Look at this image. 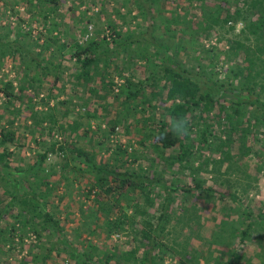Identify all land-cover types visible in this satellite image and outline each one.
<instances>
[{
    "label": "trees",
    "instance_id": "1",
    "mask_svg": "<svg viewBox=\"0 0 264 264\" xmlns=\"http://www.w3.org/2000/svg\"><path fill=\"white\" fill-rule=\"evenodd\" d=\"M8 1L0 0L16 12L19 11L15 7L24 1L30 22L19 18L16 20L18 36L11 38L10 25L6 27L8 32L0 36V68L11 59L19 63L22 72L13 79L0 76V96L10 109L5 125L0 123V259L9 257L17 249L16 243L24 244L26 237L33 235L42 240L46 234L52 242L47 251L31 252L32 260L21 264H48L54 252L60 255L62 251L74 258L76 264H110L117 257L112 252H104V261L94 258L95 246L90 241L80 249V244L70 242L66 236L60 213L49 210L58 198V187L49 182L52 172L44 163L51 154H58L62 158L63 178L78 174L91 185L86 195L94 205L82 212L88 219L86 233L95 234L105 227L107 237L125 234L127 245L135 242L131 250L119 256L121 262L164 264L166 259L177 258L178 264H200L201 258H205L204 264H240L244 255L239 253V247L247 240L253 242L254 228L264 232V215L256 219L252 213L237 211L245 218L243 228L242 224L239 230L235 228L236 223L223 222L213 232L211 244L205 243L196 251L190 242L191 232L196 229H191L188 220L182 225H172L171 221L180 192L223 202L221 209L231 211L241 209L244 199L256 188L257 181L252 175L241 173L245 165L241 166V162H246L244 159L251 154H264V0H185L187 5H177L173 12L167 10L170 0H121L116 13L120 15L128 6L130 21L127 23L122 17V25L109 24L103 35L97 32L95 37L82 43L74 35L67 43L61 42L68 35L63 22V4L69 0H18L19 3L15 0L10 2L11 7ZM71 5L74 9V4ZM193 8L197 16L191 13ZM136 21L140 23L134 27ZM239 23L243 28L236 33ZM213 33L219 36V42L230 43L227 52L218 47L208 49L202 44L201 39ZM190 53L191 57L195 54V59L197 53L202 55L198 63L182 61L180 54L189 57ZM223 53L228 54L227 73L221 66ZM56 56L61 57L57 63ZM112 58L116 62H111ZM70 62L75 64L74 70L69 68ZM137 62L144 64L145 79L138 80L135 74L124 77L123 71L132 72ZM112 67L120 70L122 83L119 85L113 78L107 80ZM64 78L72 85V92L83 81L89 85L99 79L100 90L92 88L93 96L106 100L111 90L117 100L123 99L125 114L112 122L109 130H103V137L115 135L126 118L132 116L135 132L143 136L141 145L149 144L161 156V163L153 155L133 157L122 144L105 160L99 158L97 149L80 146L76 138L81 136L75 134L83 125L82 119L90 122L97 115L83 104L81 110L85 116L79 114L80 120L66 127L64 119L69 116L67 105L72 103V98L50 104L56 98L54 88ZM27 91L33 97L27 99ZM39 96L49 106L39 110ZM159 99L168 104L160 109L162 115L156 112L160 108L158 104H154ZM26 113L25 123H20ZM138 113L142 115L141 120H136ZM180 116L190 121L186 136L175 135L170 127L172 120ZM86 126L83 138L101 131L94 130L91 123ZM48 127L56 128L57 132H51L50 128L46 134ZM130 127L128 123L124 126L127 131ZM22 128L35 142L43 134L50 141L43 142L48 146L32 166L15 167L11 146L23 145L24 137L16 142ZM68 131L72 137H68ZM234 149L238 153L236 161L231 157ZM143 160L149 165L139 163L136 168ZM175 167L177 173L173 170ZM183 171H188L192 180L189 186L182 184ZM167 172L172 177L168 178ZM204 175L215 176L216 182L227 177L233 183L228 192H223L205 185ZM7 217L12 219L11 223L6 222ZM200 222L197 219V224ZM258 238L261 240L262 236ZM207 245L223 247L222 255H227L229 260H207L210 250ZM190 250L195 255L187 260L184 254L191 253Z\"/></svg>",
    "mask_w": 264,
    "mask_h": 264
},
{
    "label": "rangeland",
    "instance_id": "2",
    "mask_svg": "<svg viewBox=\"0 0 264 264\" xmlns=\"http://www.w3.org/2000/svg\"><path fill=\"white\" fill-rule=\"evenodd\" d=\"M15 0H9L8 7H11L10 2H13ZM119 1L121 0H74L72 3L69 1H64V12H63V22L65 25V28H67L68 35L67 37H64L62 39V43H67L70 39L71 35H74L76 39L79 41V43L85 42L84 38L87 34L90 27H92L93 35L90 37H95L97 32H102L101 35H103L108 30L109 24H123L122 17L125 18V20L130 21L131 17H129V14L127 13V7L123 8L121 11V14H117L116 10L117 8H120ZM170 4L167 6L168 11H172L176 9L177 5L186 6L187 1L185 0H170ZM17 3H19L18 0H16ZM71 4H74L75 8L71 9ZM17 6V5H16ZM9 11H6V10ZM15 10H18L19 12L12 11L10 8H6V6L3 4V2H0V36H4L8 30L6 27L10 25L11 29V38L16 37L19 35L20 30L17 28V22L19 18L26 21L28 20L30 22L28 12H27V5L24 1L22 3L15 7ZM192 14H196L197 11L193 8ZM183 12V11H180ZM77 18H81V21L77 20ZM196 18V17H195ZM194 18L195 24L193 25L196 27L197 20ZM27 22V21H26ZM140 21L135 22V26L139 24ZM38 24V23H37ZM22 25H24V22H22ZM39 27H41L38 24ZM127 26V25H126ZM125 28V25H123ZM42 28V27H41ZM87 28V29H86ZM243 28V24L239 23L237 25L236 33H239L240 30ZM126 30V28L124 29ZM100 35V36H101ZM37 36V35H36ZM231 38V35L228 36ZM219 36L217 34H214L210 37H204L201 39L202 44L210 49L214 47H218L222 51H226L230 47V43L227 40H223L222 42H219L218 40ZM55 48V46H54ZM53 50V49H52ZM151 50V49H150ZM152 52V51H151ZM194 55L191 57V53L189 57H186L185 54H180V58L182 61H190L191 63H198V58L202 57L201 54L197 53V58H194ZM125 56V54L123 55ZM227 53L222 54V60L223 64L221 66L224 67V72L227 73ZM120 57V60H127V58ZM61 60L60 56L55 57V63ZM119 60V59H118ZM111 62H116V58H112ZM201 62V61H200ZM190 63V64H191ZM112 64V63H111ZM202 65H205L204 62L200 63ZM119 69L122 71V64H118ZM75 64L73 62L69 63V68H74ZM117 67V66H116ZM116 67H112L113 69L110 70V78H107L108 81H110L113 78V82L117 85L121 84V77H119ZM71 70V69H70ZM74 70V69H73ZM21 70L20 65L18 62H13L11 59H7L0 68V76H6L9 79L17 78L18 74L20 76ZM135 74L134 76L138 80H144L146 77V71L144 68V64L141 62H137L134 65V70L131 71H123L124 77H129L130 75ZM52 79V78H49ZM68 79H63L62 83L59 84L54 88V94L55 99L50 101L51 105H56L58 102H62L66 100L67 98H72V103L68 104L67 107L70 110L69 116L64 119L66 123V127L69 124H72L76 119L80 120L79 114H82V117H84V112L81 110L83 108V104H86V109L92 111L94 114L97 115L96 118H93L88 122L86 118L82 119L83 125L79 127V130L75 135H80L82 137L76 138L78 140L80 146H84L85 148H88L90 150L97 149L100 154L99 158H107L110 157L112 150H116V146L118 144H122L123 148H129L130 153L133 157L142 156V158H147L148 156H156L159 158V164L161 163V156L157 155L155 150L149 144L142 146L141 140L143 139V136L138 135L135 132V122L133 117L126 118V121L123 122L122 125H120V131H117L115 135H112L109 138H105L103 130H109L110 124L118 119L122 114H125L124 112V106L122 104L123 99L117 100L116 94L109 90L108 95L106 97V100H102L98 98L97 96H93L91 94V89L94 87H97V90H100L101 82L98 79L96 82L87 85L86 82H81V84L78 85L77 91L72 92L71 86L68 83ZM116 87V86H115ZM114 87V88H115ZM116 90H120V87L117 86ZM48 92V91H46ZM27 99L33 97L32 92L27 91ZM42 96L38 97V109L49 106L47 101H43L41 99ZM6 100L3 96H0V123L2 125H5L7 119H9L10 115V109L5 104ZM20 104V103H18ZM154 104H158L160 107L156 112L159 113V115H162L163 112L160 111V109L163 108V106L168 105L167 103H164L161 99L154 102ZM76 105V106H75ZM75 106V107H74ZM105 107V108H104ZM151 110L149 109V112L147 113L150 115ZM161 112V113H160ZM1 114H3L1 116ZM27 113L24 114L21 117L20 123H25L27 119ZM142 115L138 113L136 120H141ZM63 119V118H62ZM123 119V118H122ZM167 122L170 121L169 118H166ZM87 123H91L94 130L96 128L101 129L100 133L98 134H91L89 138H83L84 133L87 131ZM131 125L129 130H125L124 126L126 124ZM50 128H52L53 133L57 132L56 128L54 127H48V130L45 131L47 134L50 131ZM93 129L91 131L94 132ZM16 142L21 140L22 137L25 138L23 141V145L19 146V148H14L11 146V150H14L15 154L12 159L13 166H22V167H28L32 166L37 158L38 154H41L44 152L48 145H43V142L49 143L50 139L47 135L43 134L39 137V141L35 142V139L27 132L25 129H21L18 131ZM68 137H72L71 134H69V131L67 132ZM92 139L91 142H89V139ZM259 150L260 147H258ZM169 154H173L169 152ZM233 158V161H236L238 158L237 150L234 149L233 154L231 155ZM246 162H241V166L244 165V168H242L241 173L244 176H247L248 174L252 175V178L256 180L257 182L254 183L255 189L251 190L250 194L247 196V198L244 199L243 204H241V209H234L232 208L231 211H223L221 209V206H223V202H212L210 200L206 199H200L196 195H189L183 192H180L178 194L177 199V205L174 208L173 214H172V225H182L187 220L190 222V227L193 230L195 228L196 230L194 232H191V246L195 248V251L197 248H202V246L206 244H211V237L213 235V232L218 229L219 224L225 223H236L237 229H241L239 225L242 224L243 228V222L245 223V218H242V214L238 213L237 211H246L253 214V218H258L259 215H264V154H251L249 157H246L244 159ZM62 161V158L58 154H51L47 161L44 163V166L47 168V170L51 171V177H49V182L56 183V187H58V198H56L49 206V210L54 212L55 214L60 213V217L63 221V228L66 236L68 237L70 242H74L75 244H80L83 248L87 245V241H90L95 246L92 250V256L94 258H99L100 261L105 260L104 252H112V256H117L114 259L110 261V264H125L124 262H121V259H119V256L123 252H127L131 250L136 244L135 242L129 243V245L126 244L127 238H125V234H114L110 237H107L105 232V227L99 228L98 231L95 234H88L87 232V223L88 219H85L82 215L83 211H89L90 208L94 205V202L92 199L87 198V191L90 188V183L88 182V179L85 177H80L78 174H73L72 177L67 174V178H69V181L63 178V170L62 166L60 165V162ZM139 163H142L144 166H148V161H140L136 164V168L139 166ZM240 164V163H239ZM174 172L177 173V167H175ZM172 170V171H173ZM171 172V171H170ZM188 171H183L181 174V180L182 184L184 182V186H189L191 184V178L188 177ZM167 177H172L169 172H167ZM180 175V174H179ZM204 184L207 186H211L217 190H221L223 192H228L230 188V184H232V180L228 181L227 177H222L220 181L216 182L215 176L213 175H204ZM181 184V185H182ZM230 212V213H228ZM116 215H112V219L115 218ZM197 219H200L201 222L197 224ZM103 222V219H101ZM6 222L11 223L12 219L10 217L6 218ZM198 226V227H197ZM257 228H254L255 230L252 234V241L247 240L244 242V244H241L239 247L240 251L239 253L243 256L242 261L240 264H264V232L262 231H256ZM219 230V229H218ZM190 229L187 228L186 234L188 235ZM262 236V241L258 238L259 236ZM48 236H46L42 240H38L33 235L26 237L25 243L22 245H17V249L13 252H11L10 256H5L3 259H0V264H21L22 261H30L32 260V254L35 253H42L46 252L47 248H49V245L52 242H49ZM8 248V247H7ZM206 248H210L207 260L214 258H220V260L228 261L229 258L226 256L223 257V251L225 249L223 247L219 246H212L209 247L208 245ZM263 250V251H262ZM143 251H140V254H142ZM191 253L186 252L184 254L185 259H193L194 258V251H191ZM193 254V255H192ZM260 255L262 257H260ZM206 262L205 258H201L200 264H204ZM222 262V261H221ZM41 264V263H37ZM48 264H76L75 259L72 258L69 254L66 252H61L60 255H57L55 252L53 253L52 257L50 258ZM164 264H178V259L172 258V259H166L164 261Z\"/></svg>",
    "mask_w": 264,
    "mask_h": 264
},
{
    "label": "clouds",
    "instance_id": "3",
    "mask_svg": "<svg viewBox=\"0 0 264 264\" xmlns=\"http://www.w3.org/2000/svg\"><path fill=\"white\" fill-rule=\"evenodd\" d=\"M170 127L175 135L186 136L190 131V121L186 116H180L172 120Z\"/></svg>",
    "mask_w": 264,
    "mask_h": 264
},
{
    "label": "built area",
    "instance_id": "4",
    "mask_svg": "<svg viewBox=\"0 0 264 264\" xmlns=\"http://www.w3.org/2000/svg\"><path fill=\"white\" fill-rule=\"evenodd\" d=\"M93 35V32H92V27L89 28L87 34L85 35V38L84 40H88L91 36Z\"/></svg>",
    "mask_w": 264,
    "mask_h": 264
}]
</instances>
